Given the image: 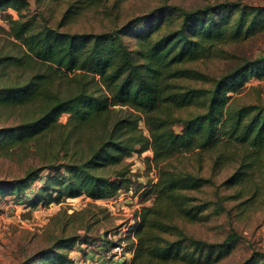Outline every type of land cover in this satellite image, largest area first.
Returning <instances> with one entry per match:
<instances>
[{
  "label": "trees",
  "instance_id": "trees-1",
  "mask_svg": "<svg viewBox=\"0 0 264 264\" xmlns=\"http://www.w3.org/2000/svg\"><path fill=\"white\" fill-rule=\"evenodd\" d=\"M68 2L54 27L27 12L28 0H0L7 24H0V109H33L30 116L0 127V153L47 139L67 158L29 167L14 180L0 179V200L25 198L37 206L81 195L107 200L141 190L138 202L148 195L153 201L141 205L134 229L123 237L127 250L134 251L121 264L218 262L239 236L230 233L215 245L178 226L177 220L201 219L213 201L190 193L214 183L175 167V161L194 152L214 153L213 170L234 161V171L219 186L239 187L233 198L246 192L240 211L258 199L264 190V104L238 103L233 94L249 80L264 78V51L218 77L191 63L224 57L225 46L264 32V5L163 3L112 28L72 32L61 30L64 20L98 0ZM12 72L26 76L4 81ZM64 113L68 117L62 123ZM145 151H151L146 159L155 179L134 187L125 158ZM78 244L107 252L116 241L106 232L98 242L62 237L37 257L39 264H73L69 253L86 250ZM261 250L239 264H264Z\"/></svg>",
  "mask_w": 264,
  "mask_h": 264
},
{
  "label": "rangeland",
  "instance_id": "rangeland-1",
  "mask_svg": "<svg viewBox=\"0 0 264 264\" xmlns=\"http://www.w3.org/2000/svg\"><path fill=\"white\" fill-rule=\"evenodd\" d=\"M28 1L27 12L41 17L54 27L62 21V14L69 3V0ZM234 1L249 5H264V0H98L96 5L80 10L70 16L69 20H64L61 30L102 31L114 25H121L130 18L147 13L163 3L195 8ZM3 17L0 16V24L7 28ZM3 42L1 39L0 44ZM224 49L226 56L201 59L191 63V66L218 77L244 60L261 55L264 51V32L227 45ZM25 76L23 73L12 72L3 80L20 82ZM233 97L236 102L242 104H264V78L249 80L237 94H233ZM31 110L33 109L29 106L0 109V127L15 124L23 117L30 116ZM189 111L194 112V109L191 108ZM187 113L188 111H185L181 114L185 116ZM67 117V113L62 114L60 121L65 123ZM140 126L145 130L142 122ZM175 130L177 131L178 127H175ZM51 142L45 139L39 143H29L24 147L0 153V179H17L22 177L29 167L45 165L49 161L65 162L67 158L60 149L58 150L59 146ZM214 155L211 152L187 153L175 161V167L208 177L214 183L190 193L200 200L213 201V204L203 212L201 219L193 222L177 220L176 223L186 235L215 245L220 244L228 234L236 233L239 239L235 246L214 264H239L253 251L264 249V238L261 235L264 225V190L260 191L258 199L252 201L249 207L240 211L238 203L246 197V192L242 199L233 198L238 195L239 187L219 186L234 171L237 163L228 162L222 168L213 170ZM148 156H151V151L133 153L125 158L126 163L129 164L134 187L146 185L155 179L156 170L154 168H151V172L148 170L149 164L146 159ZM46 172L43 171V174ZM36 185L38 182L33 188ZM141 194V190L136 194L133 190L121 192L114 201L111 199L92 201L81 195L37 206L30 205L25 198L15 201L11 196H6L0 200V264H39L37 257L52 248L54 242L62 237H86L98 242L105 232L117 234L125 232V235H129L138 220L135 216L138 215L141 205L148 206L153 201V196L148 195L141 204L137 201ZM78 246L86 250L73 249L69 253L73 264H113V262L121 264L122 261H129L134 251L132 248L127 250V244L123 248L125 252L123 257H114L112 262L111 259L103 258L105 251L101 246L95 248L86 247L84 244Z\"/></svg>",
  "mask_w": 264,
  "mask_h": 264
},
{
  "label": "built area",
  "instance_id": "built-area-1",
  "mask_svg": "<svg viewBox=\"0 0 264 264\" xmlns=\"http://www.w3.org/2000/svg\"><path fill=\"white\" fill-rule=\"evenodd\" d=\"M117 196L114 197V198H112L111 200H113V201L116 200L117 199ZM125 231H126V229H125ZM125 234H126L125 232H123V233L120 232L118 234H116L114 232H112V233L111 232L110 233L108 232L107 233V237L109 239L113 240V241H116V244L113 245L111 247V249H109L107 252L104 253V255H103V258L104 259H111L110 261H112V260L114 261V257H116V258L123 257V255L125 253L124 250H123V248L126 246V242H125V240L123 238L125 236ZM261 235L264 238V225L262 227V233H261ZM113 264H115V262H113Z\"/></svg>",
  "mask_w": 264,
  "mask_h": 264
}]
</instances>
